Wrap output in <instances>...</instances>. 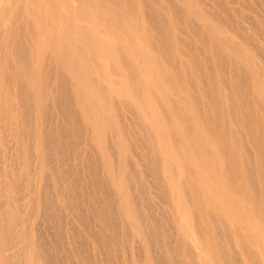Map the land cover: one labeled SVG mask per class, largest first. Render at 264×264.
<instances>
[{"label":"rangeland","instance_id":"374dc122","mask_svg":"<svg viewBox=\"0 0 264 264\" xmlns=\"http://www.w3.org/2000/svg\"><path fill=\"white\" fill-rule=\"evenodd\" d=\"M203 1L206 3L199 0H133L134 11L130 15L135 20L132 24L141 27L138 30L128 27L125 31L131 34L140 31L144 37L150 34L157 43H162V61L170 65L173 73L176 72L178 85L186 88L181 95L190 96L187 102L190 111L200 118L215 111L211 105L205 104L204 99L201 103L198 92V88L206 87L203 80L210 85L214 82L219 88L223 120L230 122L238 134L255 131L264 136V0ZM76 3V0H0V264H264V237L253 232L252 235L246 228L238 231L232 217L227 215V208H214L210 188L199 181L198 175L192 171L181 173L182 160L171 164L176 180L182 177L184 186L181 191H175L168 180L170 176L163 169L169 163L157 146V136L143 121L134 102L119 95L124 86L120 83L122 78L114 75L127 65L116 63L119 41H112L107 36L104 37L108 41L94 38L95 32H110L101 19L105 14L88 12V7L82 11ZM125 4L130 7L128 2ZM71 17L81 22H74ZM221 18L226 21L224 24ZM164 19V31L160 33L154 23ZM180 21L185 22V26ZM188 24L192 29H188ZM179 27H182L181 31ZM113 30L120 33L118 28ZM199 30L203 39L208 37L207 41L209 33L216 31L234 42L232 46L241 55L245 54L242 55L245 68L259 75L251 81L250 86L255 85L257 89L250 87L249 99L241 100L239 88L232 85L237 81L246 82L219 71L218 65L225 59L218 60L217 54H212L208 46L193 35L192 31L199 33ZM20 39L25 44L20 43ZM91 40L96 43L92 45ZM16 47L23 49L22 55L18 54L20 50ZM141 50L148 52V48L142 45ZM12 62L15 68L11 67ZM226 85H230L231 90L227 91ZM227 95L233 97L235 118L227 114L224 103ZM159 113V119H170L161 107ZM251 157L253 160L257 157L255 151ZM215 195L218 199L223 198L220 193ZM180 212L185 216L188 214L184 218L186 223L182 224L177 217ZM201 216H217L219 226L216 227L212 219L204 220ZM187 229L194 233L195 245L203 254L195 250ZM228 241L233 245L230 246Z\"/></svg>","mask_w":264,"mask_h":264},{"label":"bare ground","instance_id":"6f19581e","mask_svg":"<svg viewBox=\"0 0 264 264\" xmlns=\"http://www.w3.org/2000/svg\"><path fill=\"white\" fill-rule=\"evenodd\" d=\"M73 1V0H71ZM202 1L203 4L206 3V1L199 0V2ZM215 1V0H214ZM223 1V0H221ZM18 2V1H17ZM75 2V1H74ZM76 2L80 5V8H82V11L87 10L88 12H92L95 14H105L103 17L101 16L102 22L104 23L105 28L109 29V33H96L95 37H98L99 40L102 41H108L114 40L119 41V48L117 50V53H119V56L117 57L118 62H124L127 65L125 67H121L122 70L119 71L117 75L120 78H122V81H120L121 84H123L124 88H122L121 93L119 92L120 97H126L133 103V105L136 106L138 109L137 112L140 113L143 117V121L147 123L149 126V129L157 136L158 140V147L164 152L165 154V161L169 163L164 169V172L167 173L170 176V179L172 185L175 187V191H181L183 188L182 184V177L178 178L176 180V177L174 175V172L172 171V162L173 161H180L182 160V168L181 173L191 172L192 174L195 173V175H198L199 181L208 186L210 188V196L211 199L214 202V208L217 210H224L227 208V215L232 217L233 222L235 223L238 231H243V228H246L248 232H252L255 234L262 235L264 237V136L258 135L255 131H249L248 134H245L242 132L238 134V131L233 130V125L230 122H225L226 120H223L221 114H220V97L219 93L217 92L216 85L209 84L208 81H205L200 78V80H203V85L205 84L206 87H201L199 89V93L201 94L200 101L203 103V99L205 104L211 105L213 109L215 110L210 116H206L204 118H200L196 115L195 112L190 111L188 109V100L191 99L189 95H181L182 91H185L186 88L184 85L182 88L177 83V75L173 73V71L170 69V65L164 63L162 61V54L164 52V48L162 47V43L155 41L150 34L148 36H143L142 33L135 32V33H129L126 32V28L132 27V29H140L141 25H133V21L135 20L133 16L130 15L134 10L132 8V4L134 3L133 0H76ZM129 4L126 7L127 3ZM216 2V1H215ZM241 2V1H240ZM76 3V5H78ZM176 3V2H175ZM196 3V2H195ZM236 3V2H235ZM17 4V3H16ZM70 4V3H69ZM125 4V6H124ZM210 3L206 4L209 5ZM232 4V2H231ZM58 5V4H57ZM72 5V4H71ZM78 5V8H79ZM178 5V4H177ZM205 5V7H206ZM212 5V4H211ZM219 5V4H218ZM217 5V7H218ZM225 5V4H224ZM234 5V4H233ZM241 5V4H240ZM248 5H251L248 3ZM258 5V4H257ZM260 5V4H259ZM8 8L9 3L7 4ZM13 6V5H12ZM59 6V5H58ZM57 6V7H58ZM66 6V5H65ZM75 6V5H74ZM73 6V7H74ZM160 6V5H159ZM174 6V5H172ZM184 6V5H183ZM67 7V6H66ZM180 8V7H179ZM210 8H212L210 6ZM67 9V8H66ZM158 9V8H157ZM187 9V8H186ZM229 9V8H228ZM226 9V10H228ZM246 9V8H245ZM252 8L251 10H253ZM70 10V9H69ZM74 10V8H73ZM185 9L183 8V11ZM195 10V9H193ZM214 10V8H213ZM217 9H215L216 11ZM249 10V9H248ZM71 11V10H70ZM176 11V9H175ZM188 11V10H187ZM185 11V12H187ZM209 11V10H208ZM225 11V10H224ZM239 11V10H238ZM245 11V10H244ZM63 12V11H62ZM61 12V13H62ZM72 12V11H71ZM77 12V11H76ZM146 12V11H145ZM195 12V11H194ZM240 12V11H239ZM257 12V11H254ZM197 13V11H196ZM231 13V12H230ZM230 13H228L230 15ZM147 14V13H146ZM164 14V13H163ZM180 14V13H179ZM195 14V13H194ZM198 14V13H197ZM200 14V13H199ZM241 14V13H240ZM75 15V14H73ZM191 15V13H190ZM69 16V15H68ZM72 16V13H71ZM77 16V15H76ZM144 16V15H143ZM183 16V15H182ZM200 16V15H199ZM219 16V15H218ZM227 16V15H225ZM231 16V15H230ZM229 16V17H230ZM234 16V14H233ZM240 18L242 15H239ZM246 16V15H245ZM153 17V16H152ZM228 17V16H227ZM226 17V18H227ZM73 18V17H71ZM85 18V17H84ZM181 19V16H179ZM177 18L178 20H180ZM223 18V17H222ZM221 18V20H222ZM248 18V17H246ZM74 19V18H73ZM99 19V18H98ZM163 19V18H162ZM183 19V17H182ZM181 19V20H182ZM194 19V18H193ZM235 19V18H234ZM244 18H242L243 20ZM43 20V19H42ZM92 20V19H91ZM205 20V19H204ZM238 20V19H237ZM76 21H79L76 19ZM74 19V22H76ZM159 21L158 24L154 23L156 27L155 29H158L160 33L164 31V20ZM196 21V20H195ZM207 21V20H205ZM232 21V18H231ZM240 21V20H239ZM246 20H244L245 22ZM81 22V21H79ZM86 22V21H85ZM85 22H82L85 23ZM91 22V21H90ZM131 22V25H129ZM172 22V21H171ZM188 22V21H187ZM226 22V21H225ZM223 20L221 23H225ZM235 22V21H234ZM93 23V22H91ZM163 23V24H162ZM179 23H182L181 21ZM185 22L182 24L184 25ZM190 23V22H189ZM195 23V22H194ZM199 23V22H198ZM242 23V22H241ZM247 23V21H246ZM78 24V23H77ZM87 24V23H86ZM150 25L153 26L152 22H149ZM175 24V23H174ZM210 24V23H209ZM73 25V24H72ZM81 25V24H80ZM85 25V24H84ZM88 25V24H87ZM91 25V24H90ZM89 25V26H90ZM189 25V24H188ZM201 25V24H200ZM204 25V24H203ZM242 25V24H241ZM20 26V25H19ZM167 26V25H166ZM176 26V24H175ZM185 26V25H184ZM191 25H189L188 29L190 30ZM205 26V25H204ZM209 26V25H208ZM211 26V25H210ZM253 26V25H252ZM93 27V26H92ZM187 27V26H186ZM199 26L197 25V28ZM240 27V26H239ZM238 27V28H239ZM255 27V25H254ZM22 28V27H21ZM25 28V27H24ZM70 28V27H69ZM86 28V27H85ZM94 28V27H93ZM118 28L120 33L115 32L113 29ZM185 28V27H184ZM209 28V27H208ZM207 28V29H208ZM241 28V27H240ZM182 27H179V31H181ZM192 29V28H191ZM195 29V27H194ZM236 29V26H235ZM242 29L245 30V27L242 26ZM247 29V28H246ZM258 29V28H257ZM185 30V29H184ZM214 30V29H213ZM20 31V30H19ZM22 31V30H21ZM203 31V30H202ZM209 32V30H206ZM231 31V30H230ZM236 31V30H235ZM248 31V29H247ZM186 32V31H183ZM189 32V31H188ZM193 35H196L200 38L201 43L205 46H208V50L212 51V54H217L215 57L218 58V60L225 59L222 61L220 65H218V68H220L219 71L224 72V74H228L233 76V78H238L237 80H241L245 83H241L240 81H237L233 85V87L239 88V98L242 100L246 97L248 98L251 92L249 89H257L255 85H251V81L253 82L259 75L251 70L250 68H245L246 63L242 60V55L245 54L241 53L235 48L233 43L230 39H227L221 34H217L216 31L214 33H209V40L208 42L206 39L208 38L207 35L204 36L206 39L202 38V33L192 31ZM195 32V33H194ZM237 32V31H236ZM22 33V32H21ZM90 34H93L89 32ZM206 33V32H205ZM234 33V32H233ZM261 33V32H260ZM247 34V33H246ZM245 34V36H246ZM249 34V33H248ZM24 35V34H23ZM103 35V36H102ZM191 35V34H188ZM205 35V34H204ZM261 35V34H260ZM92 36V35H91ZM104 36H107L105 38ZM182 36V35H181ZM252 36V35H251ZM26 41H27V36ZM104 37V38H103ZM179 37V36H178ZM189 37V36H188ZM66 38V37H65ZM239 38V37H238ZM243 38V37H242ZM248 38V37H247ZM252 38V37H251ZM180 39V38H179ZM182 39V38H181ZM187 39V38H186ZM195 39V38H194ZM198 39V38H197ZM241 39V38H239ZM250 39V38H249ZM255 39V37H254ZM158 40V39H157ZM206 40V41H205ZM18 41V40H17ZM38 41V40H37ZM49 41V39H48ZM248 41V40H246ZM252 41V40H251ZM20 43L24 42L23 40L19 41ZM19 42H15L16 45ZM35 42V41H34ZM90 40H88L89 44ZM92 45H94L93 40H91ZM181 42V41H180ZM199 42V41H198ZM257 42V40H256ZM28 43V42H27ZM37 43V42H35ZM69 43V42H68ZM108 43V42H106ZM188 43V42H187ZM194 43V42H193ZM25 44V42H24ZM48 44V43H47ZM46 44V45H47ZM139 44V46H138ZM240 44V43H239ZM245 44V43H244ZM257 44V43H256ZM21 45V44H20ZM67 45V44H66ZM141 45L148 48V52L145 53L141 50ZM242 46V44H240ZM252 45V44H251ZM254 45V43H253ZM258 45L259 42H258ZM15 46V45H14ZM23 46V45H22ZM31 46V45H30ZM81 46V45H80ZM108 46H110L108 44ZM117 46V45H116ZM255 46V45H254ZM263 46V45H262ZM261 46V47H262ZM24 47V46H23ZM46 47V46H45ZM111 47V46H110ZM201 47V46H200ZM259 47V46H258ZM17 48V47H16ZM95 48V47H94ZM198 48V47H197ZM204 48V47H202ZM248 48V47H247ZM251 48V47H250ZM260 48V47H259ZM18 49V48H17ZM25 49H28L25 47ZM34 50V48H32ZM111 49V48H110ZM200 49V48H199ZM198 49V50H199ZM13 50V49H12ZM20 50L18 54H21V50L23 49L19 48ZM57 50V49H56ZM181 50V49H180ZM201 50V49H200ZM245 50V49H244ZM25 51V50H24ZM113 51V50H112ZM111 51V52H112ZM182 51V50H181ZM12 52V51H11ZM52 52V51H51ZM72 52V51H71ZM201 52V51H200ZM203 54V52H201ZM23 53V52H22ZM113 53V52H112ZM128 56H127V54ZM17 54V55H18ZM95 54V53H94ZM183 54V53H182ZM185 54V53H184ZM211 54V53H210ZM257 54V53H256ZM19 57H22L20 56ZM29 55V54H28ZM54 55V54H52ZM209 55V54H208ZM236 55H240L239 58L236 57ZM1 56V55H0ZM24 59H26V53L23 54ZM76 57V55H73ZM86 56V55H85ZM114 56V55H113ZM176 56V55H175ZM186 56V55H185ZM190 56V55H189ZM46 57V56H45ZM212 57V56H210ZM23 58V57H22ZM60 58V57H58ZM89 58V57H88ZM115 58V57H114ZM197 58V57H194ZM205 58V57H204ZM229 58H233L232 61L229 60ZM236 58L237 60H235ZM1 59V58H0ZM23 59V60H24ZM51 59V57H50ZM86 59V58H85ZM179 59V58H178ZM183 59V58H182ZM47 60V59H46ZM61 60V59H60ZM196 60V59H195ZM198 60V59H197ZM1 61V60H0ZM44 61V60H42ZM56 61V58H55ZM66 61V60H64ZM79 61V60H78ZM85 61V60H83ZM89 61V60H88ZM93 61V60H92ZM177 61V60H176ZM185 61V60H184ZM10 62V61H9ZM8 62V63H9ZM25 62V61H24ZM40 62V61H39ZM77 62V60H76ZM94 62V61H93ZM134 62V64H133ZM192 62V61H191ZM216 62V61H215ZM224 62V63H223ZM4 63V62H3ZM47 63V62H46ZM56 63V62H55ZM91 63V62H89ZM212 63V62H211ZM12 66H14V63L12 62ZM40 64V63H39ZM38 64V65H39ZM186 64V63H185ZM1 65V64H0ZM9 66V65H8ZM9 66V67H10ZM42 66V65H41ZM56 66V65H55ZM86 66V65H84ZM119 66V65H118ZM170 68H169V67ZM195 66V65H194ZM10 67V68H11ZM51 67V65H50ZM87 67V66H86ZM99 67V66H98ZM15 68V67H13ZM12 68V69H13ZM37 68V67H36ZM39 68V67H38ZM169 68V69H168ZM198 68V67H196ZM204 68V67H203ZM2 69V68H1ZM9 69V70H12ZM43 69V68H42ZM52 69V68H51ZM120 69V67H119ZM208 69V68H207ZM256 69V68H255ZM37 70V69H36ZM44 70V69H43ZM2 71V70H1ZM213 71V70H212ZM13 73V72H12ZM15 73V72H14ZM20 73V72H18ZM17 73V74H18ZM47 74H50L49 72H46ZM261 74V72H259ZM108 74V73H107ZM184 74V73H183ZM51 75V74H50ZM54 74H52L53 77ZM2 75H0L1 77ZM36 76V75H35ZM47 76V75H46ZM49 76V75H48ZM71 76V75H70ZM194 76V75H193ZM199 76V75H198ZM15 77V76H14ZM37 78L39 75L36 76ZM57 77V76H56ZM183 77V76H182ZM5 78V77H4ZM119 78V79H120ZM190 78V77H189ZM87 79V78H86ZM117 79V78H116ZM205 79V78H204ZM5 80V79H3ZM53 79H50V81ZM59 80V79H58ZM63 80V79H62ZM118 80V79H117ZM188 80V79H187ZM37 81V80H36ZM55 81V80H54ZM79 81V80H78ZM119 81V80H118ZM9 82V81H8ZM20 82V80H19ZM88 82V81H87ZM90 82V81H89ZM192 82V80L190 81ZM195 82V81H194ZM223 82V81H222ZM6 83V82H5ZM61 83V81H60ZM199 83V82H198ZM33 84V83H32ZM38 84V82L36 83ZM35 84V85H36ZM62 84V83H61ZM90 84V83H89ZM193 84V82H192ZM196 84V83H195ZM217 84V83H216ZM51 85V83H50ZM53 85V84H52ZM87 85V84H85ZM118 85V84H117ZM201 85V84H200ZM21 86V85H19ZM26 86V85H25ZM33 88L34 85H32ZM37 86V85H36ZM60 86V84H59ZM103 86V85H102ZM193 86V85H192ZM226 90H231L230 85L225 86ZM240 87H244L243 89H240ZM23 86L21 87V89ZM26 88V87H25ZM52 88V87H51ZM57 88V87H56ZM195 86L193 87V89ZM247 88V89H246ZM9 89V88H8ZM20 89V88H19ZM37 89V87H36ZM58 89V88H57ZM93 89V88H92ZM219 89V88H218ZM52 90V89H51ZM55 90V89H54ZM53 90V91H54ZM67 90V89H66ZM36 91V90H35ZM59 91V90H57ZM21 92H23L21 90ZM197 92V91H196ZM237 92V91H236ZM51 93V92H50ZM55 93V91H54ZM59 93V92H58ZM231 93V92H229ZM29 94V93H28ZM227 94V93H226ZM232 95V94H231ZM36 96L38 97L37 93ZM35 98L37 99V97ZM264 96V95H263ZM96 98V97H95ZM151 98H154L152 101ZM197 98V97H196ZM227 100L224 101L226 104V109H228L227 114L229 116L236 117V111L235 106L233 105V97L227 95ZM264 98V97H263ZM54 99V98H53ZM117 99V98H116ZM193 99V96H192ZM199 100V98H197ZM237 99V98H236ZM249 99V98H248ZM95 100V99H94ZM123 100V99H122ZM196 100V99H194ZM208 102H207V101ZM231 102V105L229 104V101ZM247 99H245L246 101ZM35 101V99H34ZM59 101V100H58ZM117 101V100H116ZM238 101V100H237ZM244 101V100H243ZM242 101V102H243ZM244 101V102H245ZM253 101V100H252ZM39 102V100H38ZM95 102V101H94ZM98 102V101H97ZM197 102V101H196ZM26 103V102H25ZM37 103V101H36ZM40 103V102H39ZM223 103V102H222ZM224 103L222 105H224ZM89 104V102H88ZM237 104V103H236ZM25 105V104H24ZM64 105V104H63ZM78 105V104H77ZM96 105V102H95ZM128 105V104H127ZM126 105V106H127ZM201 105V104H200ZM246 105V103H244ZM249 105V104H248ZM39 106V105H38ZM58 106V104H57ZM206 106V105H205ZM230 106V107H229ZM51 107V106H50ZM160 107L163 108L166 111V114H169L170 119L168 118L167 121L165 119H159V110ZM210 107V106H209ZM250 107V106H249ZM107 108V107H106ZM224 108V107H223ZM258 108V107H257ZM16 109V108H15ZM62 109V108H61ZM103 109V108H102ZM110 109V108H109ZM125 109V108H123ZM199 109H201L199 107ZM251 109V108H248ZM264 109V108H263ZM69 110V109H68ZM78 110V109H77ZM84 110V109H83ZM100 110V109H99ZM15 111V110H13ZM85 111V110H84ZM92 111V110H90ZM89 111V112H90ZM125 111V110H123ZM122 111V113H123ZM200 111V110H198ZM252 111H254L252 109ZM251 111V112H252ZM259 111V110H258ZM73 112V111H72ZM81 113V111H79ZM100 112V111H99ZM249 112V111H248ZM65 113V112H64ZM98 113V112H97ZM162 113V112H161ZM242 113V112H241ZM260 113V112H259ZM33 114V113H31ZM39 114V113H38ZM37 114V115H38ZM101 114V113H100ZM163 114V113H162ZM206 114V113H205ZM253 114V112L251 113ZM36 115V113H35ZM72 115V114H71ZM96 115V114H95ZM117 115V114H116ZM124 115V114H122ZM127 115V114H126ZM125 115V116H126ZM2 116V115H1ZM33 116V115H32ZM98 116V115H97ZM254 116V114H253ZM250 116V117H253ZM37 117V116H36ZM90 117V116H89ZM127 117H129L127 115ZM202 117V116H201ZM241 117V116H240ZM239 117V118H240ZM72 118V117H71ZM84 118V117H83ZM124 118V117H123ZM162 118V117H161ZM13 119V118H12ZM101 119V118H100ZM59 120V119H58ZM74 120V119H73ZM72 120V121H73ZM77 120V118H76ZM129 120V118H128ZM254 120V119H253ZM85 121V120H84ZM91 121V120H90ZM132 121V120H131ZM230 121V120H229ZM262 121V120H261ZM60 122V121H59ZM140 122V121H139ZM79 123V122H78ZM103 123V122H102ZM127 123V122H126ZM125 123V124H126ZM132 123V122H131ZM241 123V122H240ZM248 123V120H247ZM95 124V123H94ZM99 124V123H98ZM97 124V125H98ZM101 124V123H100ZM124 124V126H125ZM251 124V122H250ZM146 125V124H145ZM91 126V125H90ZM105 126V125H104ZM103 126V127H104ZM109 126V125H107ZM132 127V125H130ZM135 126V125H134ZM88 127V126H86ZM106 127V126H105ZM240 127V126H238ZM264 127V126H263ZM79 128V127H78ZM101 128V127H100ZM115 128V127H114ZM248 128V127H247ZM92 129V128H91ZM108 129V128H107ZM130 129H133L130 128ZM147 129V128H146ZM260 129V128H259ZM83 130V128H82ZM123 130V128H122ZM143 130V129H142ZM261 130V129H260ZM258 131V130H257ZM91 132V131H90ZM115 132V131H114ZM124 132V131H123ZM87 133V132H86ZM96 133V132H95ZM111 133V132H110ZM133 133V132H132ZM146 133V131H145ZM44 134V133H43ZM21 135V134H20ZM88 135V133L86 134ZM85 135V136H86ZM92 135V134H91ZM133 135V134H132ZM240 135V136H239ZM107 136V135H106ZM117 136V134H116ZM128 136V135H127ZM130 136V135H129ZM134 136V135H133ZM145 136V135H144ZM87 137V136H86ZM92 138V137H91ZM114 138V137H113ZM137 138V137H136ZM149 138V137H148ZM147 139V138H146ZM154 139V138H152ZM173 139V141H172ZM120 140V139H119ZM109 141V140H108ZM132 141V140H131ZM130 141V142H131ZM139 141V139H138ZM136 141V142H138ZM145 141V140H144ZM98 142V140L96 141ZM122 142V141H121ZM142 142V141H141ZM134 143V141L132 142ZM135 144V143H134ZM138 144V143H137ZM133 145V144H132ZM131 146V145H130ZM145 146V145H144ZM139 147V145H138ZM112 148V147H111ZM128 149V148H127ZM130 149V148H129ZM36 150V149H35ZM142 150V149H140ZM150 150V149H149ZM40 151V150H39ZM138 152V150H135V152ZM161 151V152H162ZM256 152L257 157L251 159V153ZM41 152V151H40ZM149 152V151H147ZM37 152V156H38ZM149 154V153H148ZM160 154V153H159ZM145 155V154H144ZM31 156V155H30ZM143 156V155H142ZM149 156V155H148ZM161 156V154H160ZM147 157V156H146ZM163 158V157H162ZM161 158V159H162ZM115 159V158H114ZM133 159V158H132ZM164 159V158H163ZM139 161V160H138ZM164 161V160H163ZM162 161V163H163ZM143 162V161H142ZM2 163V162H1ZM140 163V162H139ZM165 163V162H164ZM143 164V163H141ZM174 164V163H173ZM135 165V164H134ZM143 166V165H142ZM175 166V164H174ZM163 167V166H162ZM154 168V167H153ZM152 169V168H151ZM132 170V169H131ZM150 171L149 169H147ZM155 170V169H154ZM178 170V169H177ZM163 171V170H162ZM151 172V171H150ZM2 173V172H1ZM189 173V174H191ZM155 175V173L153 172ZM112 175H114L112 173ZM148 176V174H147ZM149 176L150 173H149ZM148 176V177H149ZM184 177V176H183ZM196 177V176H195ZM205 177V178H204ZM23 178V177H22ZM185 178V177H184ZM110 179V178H109ZM127 179V178H126ZM149 179V178H148ZM154 179V178H153ZM25 180V179H24ZM157 180V178H155ZM185 180V179H184ZM17 181V180H16ZM111 181V180H110ZM188 182V180H186ZM13 182V181H12ZM155 182V181H153ZM159 182V181H158ZM18 183V182H17ZM108 183V182H107ZM140 183V182H139ZM156 183V182H155ZM153 185V184H152ZM168 185V184H167ZM13 186V185H12ZM111 186L113 184L111 183ZM154 186V185H153ZM187 188L189 184L186 185ZM114 187V186H113ZM131 187V186H130ZM184 187V186H183ZM154 188V187H153ZM114 189V188H113ZM157 189V188H156ZM214 189V190H213ZM158 190V189H157ZM203 190V188H202ZM166 191V190H165ZM183 192V191H182ZM50 193V192H49ZM177 193V192H176ZM216 193H220L222 197L218 199L216 197ZM157 194V193H156ZM184 194V192L182 193ZM136 196V194H134ZM133 195V196H134ZM165 195V194H164ZM203 195V194H202ZM176 196V195H175ZM183 196V195H182ZM181 196V197H182ZM121 197V196H120ZM172 197V195H171ZM207 197V196H206ZM123 198V197H122ZM160 198V197H158ZM173 198V197H172ZM133 200V199H132ZM137 200V199H136ZM161 200V198H160ZM175 200V199H174ZM139 201V200H138ZM119 202V201H118ZM184 202V201H182ZM133 203V202H132ZM136 203V201H135ZM139 203V202H138ZM137 203V204H138ZM185 203V202H184ZM141 204V203H140ZM225 204V206H222ZM3 205V204H2ZM124 205V204H122ZM142 205V204H141ZM176 205V204H174ZM185 205V204H184ZM200 205V204H199ZM143 206V205H142ZM140 207V206H139ZM175 207V206H174ZM182 207V204H181ZM184 207V206H183ZM186 207V206H185ZM43 208V207H42ZM123 208V207H122ZM176 209V208H174ZM183 209V208H182ZM200 209V208H199ZM139 210V209H138ZM148 210V209H147ZM162 210V209H161ZM186 210V208H185ZM122 209V213H123ZM184 211V209H183ZM34 212V211H33ZM165 212V210H164ZM125 213V212H124ZM177 213V212H176ZM184 213V212H182ZM181 212L178 213L177 217L179 216L180 222L182 224L185 222L186 216L182 214ZM200 213L203 215L202 211L200 210ZM9 215V214H8ZM6 215V216H8ZM125 214H123L124 216ZM163 215V214H162ZM193 214H191V217ZM164 216V215H163ZM169 216V215H168ZM141 217V216H140ZM217 216H210L209 218H203L204 220L212 219L214 221L216 227L219 226L217 223ZM145 218V217H144ZM165 218V216L163 217ZM185 218V219H184ZM220 218V216H219ZM224 218V217H223ZM4 219V218H3ZM10 219V218H8ZM22 219V218H21ZM126 219V218H125ZM143 219V218H142ZM6 220V219H4ZM13 220V219H12ZM128 220V219H127ZM126 220V221H127ZM226 220V219H224ZM15 221V220H14ZM125 221V222H126ZM196 221V220H195ZM11 222V219H10ZM134 222V221H133ZM179 222V223H180ZM127 223V222H126ZM130 224H133L131 221H129ZM186 223V222H185ZM242 224V225H241ZM6 225V224H5ZM135 225V224H134ZM164 225V224H163ZM228 225V224H227ZM11 226V223H10ZM136 226V225H135ZM138 226V225H137ZM182 227V226H181ZM196 227V226H195ZM215 227V226H214ZM189 228V227H188ZM213 229V228H212ZM188 230V229H187ZM218 230V229H217ZM141 231V230H140ZM182 231V230H181ZM189 231V230H188ZM226 231V229L224 230ZM230 231V230H229ZM228 231V232H229ZM233 232V230L231 229ZM1 232V231H0ZM219 233L222 232V230H218ZM217 232V234H218ZM142 234V233H141ZM181 234V233H180ZM186 234V233H184ZM183 234V235H184ZM190 242H192V245H195V240L193 239L194 233L188 232ZM223 234V233H222ZM225 234V233H224ZM201 235V234H200ZM227 235V234H226ZM225 235V237H226ZM253 235V234H252ZM3 238V235H1ZM178 236V235H177ZM187 236V235H186ZM219 236V235H218ZM229 236V234H228ZM227 236V237H228ZM182 237V236H181ZM220 237V236H219ZM226 237V239H227ZM233 237V236H232ZM256 236L254 235V238ZM7 238V236H6ZM222 238V236H221ZM9 242H10V238ZM27 239V238H26ZM185 239V238H184ZM252 239V238H251ZM256 239V238H255ZM181 240V239H180ZM224 240L225 239H221ZM228 240V239H227ZM257 240V239H256ZM260 240V239H259ZM219 241V240H218ZM237 241V240H236ZM258 241V240H257ZM261 241V240H260ZM13 242V241H12ZM16 242V241H15ZM22 242V241H21ZM24 242V240H23ZM229 242V241H228ZM254 242V241H253ZM262 242V241H261ZM182 243V242H181ZM220 243V241H219ZM230 243V242H229ZM9 244V243H8ZM12 244V243H10ZM17 244V243H16ZM20 244V243H19ZM223 244H225L223 242ZM4 245V242H3ZM233 245L230 243V246ZM5 246V245H4ZM12 246V245H11ZM196 246V245H195ZM194 246V247H195ZM241 246V245H240ZM263 246V245H262ZM261 246V247H262ZM7 247V246H6ZM189 247V245H188ZM244 247V246H243ZM264 247V246H263ZM262 247V248H263ZM8 248V247H7ZM6 248V249H7ZM15 248V247H14ZM225 248V247H224ZM232 248V247H231ZM262 248H260L262 250ZM4 249V247H3ZM12 249V248H11ZM195 249V248H194ZM238 249V248H237ZM196 251L201 252L200 247L196 246ZM227 250V247H226ZM230 250V249H229ZM5 251V250H4ZM11 251V250H9ZM232 251V250H231ZM1 252V251H0ZM6 252V251H5ZM223 251H221L222 253ZM24 253V252H23ZM21 253V254H23ZM240 253V252H239ZM263 253V250H262ZM203 254V253H202ZM226 254V253H223ZM18 255V252H17ZM20 255V254H19ZM18 255V257H19ZM24 255V254H23ZM264 255V254H263ZM8 256V255H7ZM22 256V255H21ZM17 257V256H16ZM23 257V256H22ZM205 257V256H204ZM230 257V256H229ZM14 258V257H13ZM207 258V257H206ZM205 258V259H206ZM209 258V257H208ZM203 259V258H202ZM225 259V258H224ZM211 260V258L209 259ZM228 260V258H227ZM230 260V259H229ZM9 261V260H8ZM22 261V260H21ZM205 261V260H204ZM23 262V261H22ZM211 262V261H209ZM231 262V261H230ZM208 263V262H207ZM159 264V263H158ZM209 264V263H208ZM211 264V263H210ZM232 264V263H230ZM256 264V263H255Z\"/></svg>","mask_w":264,"mask_h":264}]
</instances>
